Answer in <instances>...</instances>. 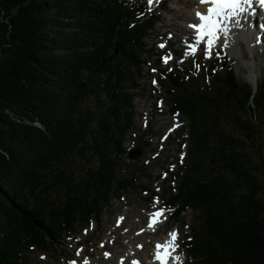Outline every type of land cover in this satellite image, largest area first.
I'll use <instances>...</instances> for the list:
<instances>
[{"label":"trees","instance_id":"1","mask_svg":"<svg viewBox=\"0 0 264 264\" xmlns=\"http://www.w3.org/2000/svg\"><path fill=\"white\" fill-rule=\"evenodd\" d=\"M158 22L142 2L0 0V264H30L127 190L157 196L124 143ZM201 66L202 82L197 67L158 69L187 134L161 197L177 223L195 213L188 264H264V168L252 158L264 81L254 91L226 61Z\"/></svg>","mask_w":264,"mask_h":264},{"label":"rangeland","instance_id":"2","mask_svg":"<svg viewBox=\"0 0 264 264\" xmlns=\"http://www.w3.org/2000/svg\"><path fill=\"white\" fill-rule=\"evenodd\" d=\"M127 1L142 2L149 12L160 17V22L146 38L149 49L147 64H141L138 88L132 99L133 131L124 143L128 150L126 161L135 163L138 170L141 169L136 174L138 183L156 190L157 196L152 198L151 193L140 189L125 191L119 199L111 200L99 223L93 221L89 226L77 227L70 236L57 239L50 252L30 251V264H69L70 261L84 264L85 259L88 264H132L134 259L139 264H154L155 244L168 239L167 234L172 230L179 234L177 254H182V264H188L182 242L195 223V213L188 210L184 221L177 223L172 216L173 209L167 207L161 197L168 195L169 178L165 171L175 169L177 161L184 162L186 148L181 144L187 134H180L186 126V119L180 114H172L170 93L163 86L168 85L166 77L160 79L158 69L168 74L179 69L192 71L193 67H197L199 74L191 72V75L202 82L201 73L205 68L201 65L218 64V70L222 72V63L226 61L234 68L236 80L242 87L249 85L256 91L257 85L264 81V35L259 37L261 31H253L252 28L248 39L239 38L241 48L237 42L232 47H224L220 43L211 50V58H205L201 51L204 46H200L196 54L186 49L188 40L185 38L191 33L187 25L195 22L194 11L200 6L198 0H160L152 6L147 4V0ZM235 31L240 34L238 29ZM165 57H169L167 62ZM250 70L254 77L250 78ZM175 127L178 129L171 132ZM144 144L147 147L142 148L141 156L131 161V150L141 149ZM252 158L255 164L264 168V127L253 148ZM158 208H165V213L155 232H150L146 228L147 219L149 213ZM105 252L110 253L107 258Z\"/></svg>","mask_w":264,"mask_h":264},{"label":"snow or ice","instance_id":"3","mask_svg":"<svg viewBox=\"0 0 264 264\" xmlns=\"http://www.w3.org/2000/svg\"><path fill=\"white\" fill-rule=\"evenodd\" d=\"M154 2L158 4L160 0H147L149 6H152ZM254 3H259L261 8H264V0H198V5L203 8L197 7L194 11L198 22L187 25L194 31L192 36L194 43L188 44V48L194 54L197 51V46L203 44L204 47L201 51H203L204 57L211 58V50L218 44L222 43L224 47H228L231 26H239L241 18L252 9ZM160 47L163 48L164 45L161 44ZM168 58H164L165 62ZM152 70L155 71V69ZM152 82L156 83L155 80ZM156 202L158 203V200ZM164 213L165 208H158L149 213L148 227L154 229V225L161 222ZM167 235L168 239L155 244L153 260L157 264H182V254H177V249L180 247L178 232L172 230ZM189 239L191 238L189 237ZM137 247L141 246L137 245ZM104 255L107 258L110 253L105 252ZM69 264H76V262L70 261ZM84 264H88L86 259ZM132 264H139V262L134 259Z\"/></svg>","mask_w":264,"mask_h":264},{"label":"bare ground","instance_id":"4","mask_svg":"<svg viewBox=\"0 0 264 264\" xmlns=\"http://www.w3.org/2000/svg\"><path fill=\"white\" fill-rule=\"evenodd\" d=\"M255 3L253 4V7H254ZM252 7V8H253ZM250 12H247L244 14V16L241 18L240 20V25L239 26H236V25H232L231 26V30L233 33L232 35L229 33V46H233V44H235L236 42L238 43V39L239 38H242V39H248L249 36H250V30H251V26L255 28V30H257V27L259 24H256L255 22H250V19L251 16L254 14V10L250 9L249 10ZM255 17V15H254ZM259 23L264 27V20L259 18ZM236 29H238L240 31V34L238 35L236 33ZM239 44V43H238ZM240 48H241V45L239 44ZM251 67V66H250ZM255 74H253V71L250 70V78L253 76L254 77ZM151 102V101H150ZM158 224H156V226H154V229L150 230V232H155V228L157 227ZM147 232V231H146Z\"/></svg>","mask_w":264,"mask_h":264},{"label":"water","instance_id":"5","mask_svg":"<svg viewBox=\"0 0 264 264\" xmlns=\"http://www.w3.org/2000/svg\"><path fill=\"white\" fill-rule=\"evenodd\" d=\"M141 153H142V150L141 149H134V150H131V152L129 153V159L132 161V160H135L137 159L139 156H141Z\"/></svg>","mask_w":264,"mask_h":264}]
</instances>
